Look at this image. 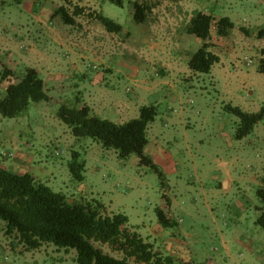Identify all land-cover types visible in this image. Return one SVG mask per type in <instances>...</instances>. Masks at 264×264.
<instances>
[{"label":"rangeland","instance_id":"374dc122","mask_svg":"<svg viewBox=\"0 0 264 264\" xmlns=\"http://www.w3.org/2000/svg\"><path fill=\"white\" fill-rule=\"evenodd\" d=\"M136 3L146 10L142 23L135 20ZM61 8L70 16L77 8L84 12L69 25ZM198 12L234 25L226 37L214 36L210 51L221 60L209 74L189 68L203 45L187 32ZM98 14L122 31L108 32ZM41 27L72 43L71 53L55 58L62 66L56 70L67 78L50 80L42 67L52 45ZM261 29L264 0H0V99L27 68L39 72L49 96L19 117L0 114V163L32 174L71 204L102 205L103 215L127 216V228L172 264H264V230L257 223L263 213L257 191L264 177V120L238 140L239 119L225 109L231 104L257 113L264 104ZM97 76L108 89L115 84L110 90L128 103V111L120 112L110 99L91 103L85 91L91 81L85 80ZM64 105L92 107V116L117 124L138 118L143 106H155L144 154L164 175L165 188L136 154L120 159L114 149L74 137L57 115ZM73 152L86 162L82 181L69 169ZM167 199L178 226L163 229L157 209ZM0 241L7 243L0 258L10 264H78L75 249L45 244L28 250L6 234L2 220ZM96 246L123 257L108 245Z\"/></svg>","mask_w":264,"mask_h":264},{"label":"trees","instance_id":"16d2710c","mask_svg":"<svg viewBox=\"0 0 264 264\" xmlns=\"http://www.w3.org/2000/svg\"><path fill=\"white\" fill-rule=\"evenodd\" d=\"M135 20L142 23L146 19V10L139 3L135 4ZM63 21L74 25L84 12L77 8L70 16L64 8ZM104 28L110 33H120L122 26L114 20L97 15ZM234 27L229 18L217 19L212 14L198 12L187 26V32L203 42L201 48L189 61V68L194 73L209 74L215 64L220 63V56L210 51L214 36L226 37ZM264 39V29L258 33ZM264 73V60L260 65ZM10 73L9 71L6 74ZM45 82L39 72L27 68L24 76L17 83H11L6 96L0 99V114L5 118L21 116L32 102L48 101ZM225 109L239 119L236 138L241 140L250 135L256 125L264 120V104L257 113H248L237 106L226 105ZM58 118L68 125L76 138H91L105 149H114L120 159L136 154L142 165L159 174L163 188L165 177L153 160L144 154L148 145V130L157 118L155 106L140 108L139 117L124 124L91 115V108H73L62 106ZM86 162L79 152H73L69 169L73 177L84 179ZM262 203L263 213L257 223L264 230V177L257 191ZM167 206L157 209L160 225L163 229L177 227L178 223L170 215L171 201ZM102 205L71 204L66 196L54 192L50 187L38 183L30 173L18 174L4 168L0 163V220L6 223V234L16 235L20 243L28 250L39 249L45 244H54L67 251H77L78 264H172L169 257H163L154 250V246L127 228L129 219L123 214L103 215ZM96 244L108 245L113 251L123 254L116 258L105 253Z\"/></svg>","mask_w":264,"mask_h":264},{"label":"crops","instance_id":"0c3cea01","mask_svg":"<svg viewBox=\"0 0 264 264\" xmlns=\"http://www.w3.org/2000/svg\"><path fill=\"white\" fill-rule=\"evenodd\" d=\"M23 17H24L23 13L20 12L17 20L21 21ZM41 29H42V33L46 34L47 40L50 41V43L52 45V49H51V51H49V53H51L52 56L50 58L48 57L47 60L45 59V62H43V66L42 67H46L47 72H49L52 75L50 80H55L56 81L57 78L59 79L62 75L65 76V74H63L62 72H59V71L56 70V69H58V67L62 68V66H59L60 64H58V65L56 64V59H55L56 58V53H58V52L60 53L61 51H68V52L71 53L72 49L74 47L72 46V43H70L68 41L65 42V40L61 37V34L58 31L51 30V29H44L42 27H41ZM57 60L59 61V59H57ZM70 65H73V64H70ZM71 68L73 70H76V66H74V67L71 66ZM54 74H56L57 77H55ZM104 79L105 78L101 77V76H97V77H94V78H92V77L86 78L85 81H87V80L91 81L88 84L87 88H85V91H87V95H88L91 103L92 104H93V102H96V103L100 102L101 103V101H103V99L104 100L110 99L113 104H117V108L119 109L120 112H122V110H123V112L128 111L129 110L128 103L126 101H119L117 99V95L110 90V89H115L114 87H112L115 84L111 83L110 84L111 88L108 89V88L104 87L103 83L101 82ZM90 85H91V87H90ZM1 165L4 168L8 169L5 166V164H1ZM6 244H7L6 242H1L0 241V251H5L4 247L7 248ZM0 264H10V263H8L7 260H5V259L1 260V258H0Z\"/></svg>","mask_w":264,"mask_h":264},{"label":"built area","instance_id":"2783aa9c","mask_svg":"<svg viewBox=\"0 0 264 264\" xmlns=\"http://www.w3.org/2000/svg\"><path fill=\"white\" fill-rule=\"evenodd\" d=\"M250 64H251V61L248 62V65H250Z\"/></svg>","mask_w":264,"mask_h":264}]
</instances>
